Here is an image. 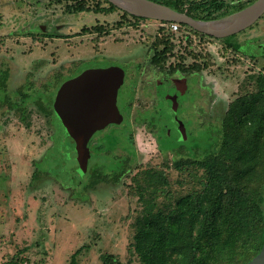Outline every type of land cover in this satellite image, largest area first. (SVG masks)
Returning <instances> with one entry per match:
<instances>
[{
  "label": "rangeland",
  "instance_id": "rangeland-1",
  "mask_svg": "<svg viewBox=\"0 0 264 264\" xmlns=\"http://www.w3.org/2000/svg\"><path fill=\"white\" fill-rule=\"evenodd\" d=\"M78 1L81 6L70 8L76 0H0V70L9 74V101L24 104V98L17 93L19 86L26 85L33 96L44 91L43 85L54 72L68 68L72 58L81 56L74 51L80 41L86 45L81 51L87 52L82 55L85 59L74 61L80 63L73 75L64 71V79L75 76L79 86L76 98L81 96L83 109L93 111L94 116H100V124H104L102 131L92 138L90 151L95 158L89 157L87 171L91 162L92 166L101 163L109 168L114 162L112 156L125 153L132 156L131 169L118 183L100 182L86 193L85 178L79 187H70L52 172L62 150L47 155V150L53 151L57 146V127L49 125L48 117L39 114L31 102L27 104L24 122L19 110L5 108V113L0 114V264L11 260L16 264H69L71 255L78 250V264H101V257L108 254L117 257L121 264H139L129 245L135 232V218L143 207L132 178L141 180L140 174L145 171L163 173L168 185L163 187L164 193L157 192L156 198L158 208H162L199 189L197 178L202 173L193 166L176 169L174 163L180 157L159 149L156 137L165 148L182 147L189 158L204 157L216 145L210 134L215 128L209 126L221 124L228 105L255 91V79L264 76V16L233 36L239 46L236 51L223 39L199 36L188 30L185 32H189L192 44L179 37L182 42L171 49L172 36L162 32L159 22L136 20L115 6L106 14L103 10L109 4L104 0ZM208 1L213 0H190L185 9H190L192 2L202 6ZM217 1L232 7L219 17L241 10L240 4L246 2ZM197 12L202 13L200 9ZM121 28L127 32H119L116 39L121 35L123 38L118 42L126 38L127 42L129 39L142 45L137 58L128 62L124 56L130 50L124 45L107 44L99 50L101 40L112 39L111 31ZM42 33L62 38H45ZM164 45L171 49L165 66L197 63L201 64V71L193 76H166L165 83L159 85V114L155 108L138 119L140 123L148 122L145 124L154 130L153 134L147 128L135 126L133 117L136 109L145 111L155 104V98L141 93L146 94L141 88L149 77H141V73ZM37 60L45 62L35 69ZM14 66L27 73L23 78L14 71V81L10 82ZM60 86L53 91L50 87L45 89L52 92L48 98L55 126L60 123L56 118L61 109L56 103L61 96ZM126 88L132 96L126 94ZM123 119L124 125L105 128L111 123L121 124ZM33 162H39L52 178L33 181ZM217 164L222 169L233 166V150L222 149ZM261 195L264 214V185Z\"/></svg>",
  "mask_w": 264,
  "mask_h": 264
},
{
  "label": "trees",
  "instance_id": "trees-1",
  "mask_svg": "<svg viewBox=\"0 0 264 264\" xmlns=\"http://www.w3.org/2000/svg\"><path fill=\"white\" fill-rule=\"evenodd\" d=\"M151 1L199 20L219 18L221 12L232 8L231 5L217 0L208 1L202 6L192 2L187 10L185 4L190 0ZM245 1L239 8L242 9L255 0ZM108 4L109 8L103 10L106 14L115 9L112 4ZM78 6H81V1L76 0L70 8ZM198 9L202 13L197 12ZM123 14L136 20H144L125 12ZM180 27V33L177 35L162 29L165 35L172 36L171 49H175L176 45L182 42H179V37L192 44V40L188 38L189 32L185 30L206 37L185 25ZM43 36L61 38L46 33H43ZM191 37L194 39L192 34ZM232 38L233 36L223 40L229 48L236 51L239 46ZM171 49L164 45L159 54L152 55L149 68L155 75L168 78L175 75L186 77L201 71V64L197 63L190 66H165V62L171 58ZM44 62L36 61L35 69L41 67ZM78 63L72 62L68 68L61 67L54 72L48 83L43 85L44 91L37 92L36 96L29 93L26 85L18 88L17 93L25 99L24 104L9 101L6 87L9 74L7 70H0V107L19 110L20 119L24 122L28 115L27 104L31 102L36 105L41 115L48 117L49 125L55 128L52 106L48 98L52 92L45 89L50 87L52 91L56 90L66 80L63 72L67 71L73 75ZM29 76L30 74H27L26 77ZM255 84V91L228 105L221 124L209 126L215 128L210 134L213 144L216 143L217 146L211 147L204 157L189 158L188 152L182 147L163 148L162 144H159V149H166V152L180 157L181 160L174 163L176 169L193 166L202 171L197 178L199 189L178 197L174 203L158 208L157 192L164 193L163 187L168 185L164 174L145 171L140 174L141 180L132 178V181L137 183L136 195L143 207L135 218V232L129 245L130 252L137 257L139 264H246L260 252L264 240V214L261 208V189L264 185V76H257ZM222 149H232L234 153L235 164L226 169L217 164V156ZM91 164L84 176L85 193L100 182L118 183L131 169V160L127 156L115 159L109 168L101 163H95L94 166ZM39 165V162H33L35 169L31 179L38 182L52 178ZM79 251L71 255L69 264H78ZM16 263L11 260L7 264ZM101 264L121 262L114 255L108 254L101 257Z\"/></svg>",
  "mask_w": 264,
  "mask_h": 264
},
{
  "label": "water",
  "instance_id": "water-1",
  "mask_svg": "<svg viewBox=\"0 0 264 264\" xmlns=\"http://www.w3.org/2000/svg\"><path fill=\"white\" fill-rule=\"evenodd\" d=\"M130 16L153 20L157 22H174L215 39H225L234 36L254 25L264 16V0H255L241 10L212 20L194 19L174 9L151 0H106ZM79 86L78 80H66L59 88L61 95L56 103L61 108L56 118L59 124L55 129L57 146L62 150L59 163L52 168L53 174L70 187H79L88 168V143L90 138L100 131V116H94L93 111L85 110L81 96L76 98ZM75 97V98H74ZM56 105V104H55ZM62 116V117H61ZM80 125V129L75 127ZM53 163V159H50ZM246 264H264V240L260 252Z\"/></svg>",
  "mask_w": 264,
  "mask_h": 264
},
{
  "label": "flooded vegetation",
  "instance_id": "flooded-vegetation-1",
  "mask_svg": "<svg viewBox=\"0 0 264 264\" xmlns=\"http://www.w3.org/2000/svg\"><path fill=\"white\" fill-rule=\"evenodd\" d=\"M46 34H52V35H56V34H53V33H46ZM42 36H43V33H42ZM56 36H58V35H56ZM44 37V36H43ZM58 37H60V36H58ZM45 38H54V37H45ZM62 38V37H61ZM57 39H59V38H57ZM37 61H40V60H37ZM81 61H83V60H81ZM72 62L70 61V64H71ZM149 73H151V74H153V75H151V74H149ZM141 77H143V76H149L146 80H145V82H143V84H142V88L141 89H144V91H146V94L145 93H143V92H141L142 93V95H148V96H146L147 98H155V101H154V103L155 104H153V106L151 107V108H147V110H145V111H143V110H139V109H136L135 110V117H133V122H134V125L135 126H142V127H144V128H147L150 132H153V134H155V132H154V130L151 128V127H149V126H147L145 123H148V122H145V123H140V122H138V119L141 117L140 115H142V113L143 114H145L146 112H148L149 110H153V109H157V111H158V107L160 106V101H158L160 98H158V96H159V94H158V91H159V85H161V84H164L165 83V78H166V76H164V75H162L161 77H159L158 79L155 77L156 75H155V73H154V71L151 69V68H148L145 72H143V73H141ZM73 77H75V76H73ZM72 77V78H73ZM161 78V79H160ZM69 79H71V78H69ZM69 79H66V80H69ZM65 80V81H66ZM19 88H20V86H19ZM130 89H132V87L130 88ZM126 94L127 95H129V97L130 96H132V91L131 90H128V88H126ZM157 94H158V96H157ZM157 98H158V100H157ZM151 104V105H152ZM127 106V105H126ZM126 106H125V108H126ZM124 110V109H123ZM122 111V110H121ZM145 112V113H144ZM41 114V113H40ZM122 114H124L123 112H122ZM158 114H159V111H158ZM124 116H126L125 114H124ZM136 118V119H135ZM125 124V122H124V119L122 120V122H121V124H113V123H111V124H109V125H107L105 128H107V127H110V126H112V127H120V126H122V125H124ZM150 124V123H149ZM104 128V129H105ZM100 131H102V130H100ZM97 133V132H96ZM96 133H94V137L96 136ZM93 136L90 138V140H89V143H88V151H89V157L91 158V159H93V158H95L94 157V155H92V153H91V151H90V146H91V141H92V138H93ZM155 137H156V135H155ZM156 141H157V144H158V147H159V141H158V139H157V137H156ZM161 141V140H160ZM163 148H165V147H163ZM163 152H166V149L165 150H163ZM109 154H111V153H109ZM109 154H108V156H109ZM125 156H127V157H129V159L130 160H132L131 158H132V156L129 154V153H125V154H121V155H119L118 157H115V156H112V157H114V158H111V161H114L115 159H117V160H119V159H122L123 157L125 158ZM119 158V159H118ZM121 179V178H120ZM120 181V180H119Z\"/></svg>",
  "mask_w": 264,
  "mask_h": 264
},
{
  "label": "crops",
  "instance_id": "crops-1",
  "mask_svg": "<svg viewBox=\"0 0 264 264\" xmlns=\"http://www.w3.org/2000/svg\"><path fill=\"white\" fill-rule=\"evenodd\" d=\"M146 20V19H145ZM157 22V21H156ZM140 24L143 26L144 25V23L143 22H140ZM119 32L120 33H123V32H127V29L126 28H121V29H115V30H112L111 31V35H110V37H112V39H104V40H101L102 42L101 43H99V50H101L104 46H106L107 44H113V45H124L125 47H127V50L129 49L130 51L128 52V51H126V52H128L129 53V55L128 56H126L127 54H125V56H124V59H125V61L126 62H128V61H130L131 59H135V58H137V54H138V48L141 46L142 47V45H138V44H136L135 42H129V39H128V42H127V39L125 38L124 40H123V42H118L117 40H119V41H122L121 40V38H123L122 37V35L120 36V38H118V39H116V37H118L119 36ZM114 34L116 35V36H114ZM75 41H76V39H75ZM76 43V42H75ZM79 46H77L76 47V49H74V51L76 50V53L77 52H80V54H81V56H79V57H77L76 59H71L70 61L71 62H74V61H76V60H78L80 57H83L82 55L83 54H86L87 52H81L82 51V49H84V47L86 46L85 44L84 45H81L80 44V41H79V44H78ZM90 47H91V44H90ZM123 47V46H122ZM100 52V51H99ZM115 53V52H114ZM113 53V54H114ZM114 56V55H113ZM113 56H110V55H108V58H113ZM115 58V57H114ZM37 59V58H36ZM85 58L83 57V58H80V60H84ZM116 59V58H115ZM117 60V59H116ZM17 67V66H16ZM16 67L14 66L13 67V69L10 71V82L12 81H14V78H13V76H14V74L18 71L19 73H21L22 75H23V78H24V76L26 75V71L25 70H23L22 68H19V67H17V69H16ZM15 71V72H14ZM13 72H14V74H13ZM13 74V75H12ZM11 75H12V77H11ZM11 78H12V80H11ZM8 85L9 84H7V81H6V87H7V96H8V98L9 97H11V94H9V90H8ZM18 87V86H17ZM12 98V97H11ZM23 101H25V99L23 100ZM18 103H20V102H18ZM33 106L35 107V109H36V111L40 114V111L37 109V107H36V105H34L33 104ZM1 108V107H0ZM5 108H1L0 109V114H4L5 113V111L6 110H4ZM9 110V109H8Z\"/></svg>",
  "mask_w": 264,
  "mask_h": 264
},
{
  "label": "built area",
  "instance_id": "built-area-1",
  "mask_svg": "<svg viewBox=\"0 0 264 264\" xmlns=\"http://www.w3.org/2000/svg\"><path fill=\"white\" fill-rule=\"evenodd\" d=\"M160 28L165 32L177 35L180 33V24L174 22H159ZM207 37V36H206ZM25 264V263H24Z\"/></svg>",
  "mask_w": 264,
  "mask_h": 264
}]
</instances>
